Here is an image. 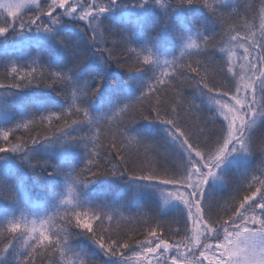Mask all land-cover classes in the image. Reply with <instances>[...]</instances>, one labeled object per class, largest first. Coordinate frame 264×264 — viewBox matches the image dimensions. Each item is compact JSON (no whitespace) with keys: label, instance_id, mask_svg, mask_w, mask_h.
<instances>
[{"label":"snow or ice","instance_id":"obj_1","mask_svg":"<svg viewBox=\"0 0 264 264\" xmlns=\"http://www.w3.org/2000/svg\"><path fill=\"white\" fill-rule=\"evenodd\" d=\"M226 4L0 0V264H264V0ZM41 84L62 100L34 102ZM118 181L132 201L103 195Z\"/></svg>","mask_w":264,"mask_h":264},{"label":"trees","instance_id":"obj_2","mask_svg":"<svg viewBox=\"0 0 264 264\" xmlns=\"http://www.w3.org/2000/svg\"><path fill=\"white\" fill-rule=\"evenodd\" d=\"M209 3H214V0H209ZM245 3L248 4H255L257 7L259 6V0H235V2L227 3L224 8L221 9L226 15L228 13H231L234 8L240 10L243 12ZM104 39L107 40L108 47H111V43L113 40L119 39L115 36H109L107 32L103 33ZM104 39H102L101 44H104ZM90 42V41H89ZM32 54L35 55H44L47 56V52H44L42 50H38L36 48H33ZM211 56V53L209 54ZM3 68H0V79H3ZM129 72L126 68H119L116 66V64L113 62L111 67V73H110V79L108 83H111V78H114L115 80L119 81L122 85L132 84V88L134 90V83L128 80ZM128 89L125 88V91ZM25 92L29 93L30 96L33 98L34 102L36 103H44L47 102L50 97H55L58 100H62V97L56 96V93L52 92L51 88L48 87L46 84H41L39 87H36L35 85L29 86L27 89H24ZM136 95H139V93H136ZM113 100L116 99V96L112 97ZM125 103H131L132 107L129 109L128 116L124 118V122L127 125L128 128L134 127L136 124H144L146 122H143L139 118V111L141 108V105L136 103L135 99L131 101H125ZM196 104H200L199 100H195ZM31 107V105H29ZM12 111H15L13 108ZM133 115H136V119L132 120L131 117ZM198 116V121L194 120L193 117ZM208 118L207 110L201 111L199 113L196 112V109H192L191 113L187 117L189 123H195L200 122L203 123ZM214 126L211 123H208L207 128L208 130H212ZM218 127V126H216ZM264 137V128H261L260 131L257 132V139ZM163 151V150H161ZM149 156L153 160L154 166H160V167H170L171 161L167 159H163L161 157H157L155 153H149ZM259 156H257L256 163H259ZM11 183V181H10ZM124 181H118L116 184H113L111 186H106L103 195L107 197L109 200H114L118 204L130 202L133 200V194L129 192L124 187ZM29 196H31L33 199H36L38 190L37 191H28L27 193ZM14 193L10 192L7 188L0 189V205H8L12 202V197ZM142 212H147L149 216H155L157 219H165L168 221H172L173 219H179L177 214L174 211H168L164 212L160 208L161 215H156V208L152 204L151 201H146L144 206L141 209ZM124 223L127 222V219L129 218V213L127 211L124 212ZM144 217H137V219L133 222L132 225H127V227H136L137 228V234L139 231H142V225L141 221ZM174 228L180 227V224H173ZM178 239V237H177ZM75 243V241H74ZM89 242L85 239H82L80 241L81 246H87ZM104 257L98 256L95 258V260L92 261V264H104Z\"/></svg>","mask_w":264,"mask_h":264},{"label":"rangeland","instance_id":"obj_3","mask_svg":"<svg viewBox=\"0 0 264 264\" xmlns=\"http://www.w3.org/2000/svg\"><path fill=\"white\" fill-rule=\"evenodd\" d=\"M231 2H235V0H227V3H231ZM100 42H102V39H101ZM161 209H162V211H164V212L172 211V210H170L169 207L164 206L163 204H161ZM205 264H206V262H205Z\"/></svg>","mask_w":264,"mask_h":264}]
</instances>
